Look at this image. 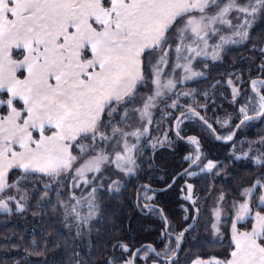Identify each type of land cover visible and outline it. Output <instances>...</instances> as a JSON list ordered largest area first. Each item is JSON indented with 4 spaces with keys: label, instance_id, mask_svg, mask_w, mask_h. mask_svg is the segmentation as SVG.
Returning <instances> with one entry per match:
<instances>
[{
    "label": "trees",
    "instance_id": "trees-1",
    "mask_svg": "<svg viewBox=\"0 0 264 264\" xmlns=\"http://www.w3.org/2000/svg\"><path fill=\"white\" fill-rule=\"evenodd\" d=\"M174 33L166 34L168 40ZM208 74L206 79L180 87L166 101L167 118L157 116V122H162L159 133L171 130L172 142L145 148L136 173L117 192L101 193L96 217L75 224L74 229L67 223L66 204L72 190L66 176L12 170L7 178L10 186L0 192V201L10 206L8 213L0 212V264H190L211 257L227 261L234 249L231 227L239 206L249 197L247 190H253L252 210L264 214L258 204L264 193V154L244 155L248 151L244 146L237 153L245 156L240 160L230 153L241 138L259 141L264 137V116L241 125L231 142H221L245 119L241 108L247 101L258 100L251 83L264 81V11L248 41L227 49L221 61L211 63ZM181 91L194 92L196 99H182L188 108L174 110L172 104L178 102ZM5 112L4 108L2 115ZM193 112L197 118L182 121L178 137L176 121ZM228 118V127L220 125ZM189 137L196 139L202 157L171 189L162 192L195 161L196 148L183 141ZM78 140L71 146L73 156L79 151L75 144L83 138ZM209 163L214 167L208 169ZM185 183L191 185L190 193ZM215 191L224 196L229 209L227 220L220 223L221 240L203 238L204 224L200 223V209ZM252 223L249 218L237 228L250 231ZM149 247L155 252L143 260ZM168 252L177 256L166 261L162 255Z\"/></svg>",
    "mask_w": 264,
    "mask_h": 264
},
{
    "label": "snow or ice",
    "instance_id": "snow-or-ice-1",
    "mask_svg": "<svg viewBox=\"0 0 264 264\" xmlns=\"http://www.w3.org/2000/svg\"><path fill=\"white\" fill-rule=\"evenodd\" d=\"M221 3L223 0H0V93L7 95V99H0V106L8 109L6 116H0V136L3 137L0 192L10 186L3 170L4 159L9 155L15 166L25 172L33 170L58 175L70 169L76 157L68 153L65 141L80 134L87 137L88 133H92L91 139L95 140L105 109L108 108L110 115L113 102L119 103L131 95L138 82H147L144 61L150 62L156 50L167 43V33L178 32L182 39L183 33L190 28L199 36L200 22L205 19L209 22L219 19L230 25V21L223 19L230 11L248 16L264 11V0H256L255 4L251 0L247 3L227 0L223 6ZM194 9L200 13L219 11L212 16L202 15L197 22L189 16ZM186 16L189 18L185 20ZM93 23L98 27H93ZM180 23L184 24L183 28L174 26ZM245 23L249 22L245 20ZM236 34L247 38L246 32ZM12 47L23 49L26 54L14 60ZM85 49L90 50V59L82 56ZM180 51L177 47L176 52ZM166 56L167 53L148 68L150 74L159 76L158 66L166 62ZM96 68L99 70L89 71ZM152 68L156 69L154 73ZM19 70L23 71L17 76ZM185 71L190 69L186 67ZM154 83L159 86L158 79ZM257 84L264 86V81H253V90ZM167 86L174 85L169 81ZM233 93L236 94V89ZM155 95L159 96L160 92ZM153 99L152 96L147 98L144 114ZM258 99V115L264 116V95H259ZM16 100L23 102L22 108H17ZM193 115L198 114L193 112ZM250 119L253 117L245 116V120ZM46 127L57 131L45 136ZM33 130L39 131L38 139L33 138ZM119 131L113 129L114 134ZM101 139L108 137L101 134ZM10 143L18 144L22 151H12ZM122 158L117 156L118 160ZM208 167L214 165L209 163ZM96 170L99 171L98 165ZM76 175L82 176L83 169H77ZM247 191L250 193L251 189ZM95 192L93 189V194ZM260 200L264 202V196ZM0 207L6 209L7 204L0 201ZM241 211L247 214L248 205L242 204ZM237 219L243 216L238 215ZM255 219L257 227H253L251 233H241L239 239L233 237L236 250L227 264H264V241L256 243L258 237L264 236V215L257 212ZM196 264L205 262L197 261ZM207 264L220 262L208 261Z\"/></svg>",
    "mask_w": 264,
    "mask_h": 264
},
{
    "label": "rangeland",
    "instance_id": "rangeland-1",
    "mask_svg": "<svg viewBox=\"0 0 264 264\" xmlns=\"http://www.w3.org/2000/svg\"><path fill=\"white\" fill-rule=\"evenodd\" d=\"M238 2L244 3L240 0H238ZM251 2L255 4L256 0H251ZM249 10H251V8ZM217 11H219V9L213 11L206 10L205 13H200L196 10L191 12L189 16L194 18L197 22H200V17L202 15L212 16L215 15ZM262 12L263 11H257L254 16H248L245 13L230 11L223 17L224 20L231 22L230 25L221 23L219 19L213 22H209L205 19L203 22H200L201 30L199 36L193 33L190 28L183 33L182 39L180 33L175 32L171 36V39L161 48L157 49L155 54L150 57V62L149 60L144 61V76L147 82L143 84L138 82L136 90L131 95L124 97L119 103L113 102L111 105L113 111L110 115L108 114V108L105 109L98 125L95 140L91 139L92 133H89L87 137L83 135L82 142L80 144H75L79 151L78 155L74 156L76 160L73 162L72 167L62 171L60 174L66 176L72 190L70 202L66 204L67 223L71 229H74L73 226L83 220L89 221L96 217V210L101 202V193L117 192L123 186L125 179L136 173L143 163L142 154L146 151L145 148L155 147L159 143L172 142V131L168 130L163 134L159 133L162 122H157V116H164L166 118L169 116V113L166 114L165 112L166 107H168L166 101L172 97L176 91L178 92L180 87L206 79L209 75L208 69L211 63L214 64L221 61L227 49L245 44ZM189 16H186L185 20L189 18ZM237 17H239V19H237ZM245 20L249 23L246 24ZM238 24L243 25V27H237ZM205 25L207 26L205 27ZM183 27L184 24L181 23L178 28ZM214 32L215 34H213ZM237 32H246L247 38H242V36L236 34ZM221 37L224 39L221 40ZM216 45H220V47L217 48ZM177 47L181 49L179 53L176 52ZM165 53H167L165 57L166 62H162L158 66L159 76L157 77L154 74H150L148 68L151 65H156L157 61L161 56H164ZM12 59L14 58L12 57ZM176 65L180 66L177 67ZM186 67L189 68L190 71H185ZM20 71L23 70H19L17 76L20 75ZM155 71L156 69L152 68V72L154 73ZM192 73H200L201 75L194 76ZM156 79L159 80V86L154 83ZM169 81H172L173 87L167 86ZM263 89L264 86L257 84L256 90L262 91ZM157 91L160 92L159 96L155 95ZM179 94L178 102L172 104L174 110L179 107H182V109L185 108V103L182 102V99L187 98L191 102L196 99L194 92L181 91ZM149 96L154 97V99L151 101V106L148 108L147 114H144V103ZM257 97H259V95H257ZM0 99H7V95L5 93H0ZM14 104L16 106L19 104L22 106L23 103L16 100ZM4 108L8 110L6 106H0V115H2V110ZM243 109L244 111H241L242 117L258 114V112H260L259 99L248 100ZM192 118H197V115L190 113L188 116L178 119L176 123L177 130H179L182 121L185 122ZM220 125L228 127L230 125V119H225L223 122L220 121ZM113 129H120V131L114 134ZM134 132L139 133V135H132L131 133ZM101 134L107 136L108 139L102 140ZM229 136L232 137L230 133L226 134L224 139L230 140L227 138ZM259 141H248L245 138L239 139L231 148V156L233 155V157L240 160L243 155H241L242 153H237L242 150L243 146L247 147L249 151H246L244 155H248L249 153L252 155L256 152H258L257 155L259 156L262 153L264 154V137ZM118 155L123 158L118 160ZM98 157L104 158L97 159ZM187 158L191 159L192 155H189ZM197 158L198 154L195 156V159ZM89 161L92 163L89 164ZM97 165L99 166V171L96 170ZM89 168H91V170H89ZM207 168L209 169L208 165ZM77 169H83L82 176L78 177L76 175ZM204 169H206V167ZM197 173L198 172L192 173L190 176H194ZM60 175L58 174L56 176L59 177ZM85 181H87V183H85ZM185 186L189 190V184L185 183ZM93 189H96L94 194ZM190 191L191 189L189 193ZM252 192L253 190H251L249 196ZM189 197L191 198V195H189ZM209 197L208 202L200 209V214L203 216V221L201 220L200 223L204 224L203 238L221 240L223 237V226H220V223H224L227 220L229 209L226 207L225 198L221 193L215 191ZM3 203L7 204L6 202ZM93 204L95 207L90 208V205ZM245 204L248 205L250 211L248 215H246L240 208L237 217L238 215H242L243 219H237L236 217V222L243 223L250 216L249 214L252 212V208L248 201ZM258 204L259 206H264V202H261V200H259ZM9 211L10 206L8 204L6 209L0 207L1 213H8ZM197 212H199L198 209H196V213ZM256 213L257 212L254 214L255 217ZM194 225H196V222ZM254 227H257V221ZM178 248L179 247H176L175 249ZM154 252V249L149 247L147 254H144L142 259L145 260L148 254ZM136 255L137 252H135V257ZM171 256L172 254L170 255V252L162 255V257L168 259L172 258Z\"/></svg>",
    "mask_w": 264,
    "mask_h": 264
},
{
    "label": "crops",
    "instance_id": "crops-1",
    "mask_svg": "<svg viewBox=\"0 0 264 264\" xmlns=\"http://www.w3.org/2000/svg\"><path fill=\"white\" fill-rule=\"evenodd\" d=\"M194 11H196V10H195V9L192 10V12H194ZM9 17L12 18L11 16H9ZM93 27H98V25H96L95 23H93ZM10 51H11V56H12L15 60H17V59H22V58H23V55L26 54V53H24L23 49H17V48H15V47H12ZM146 52H147V50H146ZM82 56H84L85 58L90 59V58H91L90 50H88V49L83 50V52H82ZM98 70H99L98 68H96V69H89V71H98ZM26 74H27V73H26ZM26 74H25V75H26ZM53 82H54V81H53ZM21 102H22V101H21ZM22 103H23V102H22ZM22 107H23V104H22V106H20V104L17 106L18 109H19V108H22ZM0 110H1V109H0ZM7 113H8V110H6V113H5V114L0 115V116H6ZM56 131H57V130H56L55 128H51V129H49V128L46 127V130H45V132H44V135H45V136H49V135H52V134H53L54 132H56ZM88 134H89V133H88ZM39 135H40V133H39L38 130H33V138H34V139H38V138H39ZM83 135H84V134H80V135H77L75 139L65 141V143L68 145V148H67L68 153L71 154V146H72V144H73L74 142H76V141H77L80 137H82ZM2 143H3V137L0 136V144H2ZM9 147L11 148L12 151H15V152H20V151H22V149H20L19 145L16 144V143H10V144H9ZM32 147H35V146L32 145ZM3 163H4L3 170H4L5 174H6V178H8V175H9V173H10L12 170L19 169V170L24 171V169H22V168H18V167L15 166V161H13V160L11 159V156H10V155L4 159V162H3ZM9 163L12 164V167H8V164H9ZM34 167H36L35 164H34ZM29 171H32V172H39V173H45V172L33 171V170H29ZM252 194H253V192H252ZM252 194H250V196L248 197V199H247L243 204H245L247 201H248V202L250 201V198H251ZM262 196H264V193L262 194ZM249 204H250V202H249ZM241 205H242V204H241ZM241 205H240L239 208H238L237 214H238V212H239V210H240V208H241ZM250 206H251V205H250ZM262 207H264V206H262ZM251 208H252V207H251ZM249 210H250V209H249ZM248 213H249V212H248ZM248 213H247L246 215H248ZM254 214H255V212L252 210V212H250V214H249L250 216L247 218V220H248L249 218H252V219H253L252 228H251L250 231L239 230V229L237 228V225L239 224V222H236V218H235L234 222H236V223L233 222L232 227H231L232 243H233V246H234L233 251L236 250V241L233 239V237L235 236V237H237V239H239V236H240L241 233H251L253 227L255 226V222H256V219L254 218V217H255ZM260 214H261V215H264V214H262V213H260ZM236 217H237V216H236ZM247 220H246V221H247ZM246 221H245V222H246ZM243 223H244V222H243ZM233 225H235V229L233 228ZM262 241H264V236H260V237H258V238L256 239V243H257V244H261ZM262 246H264V245H262ZM233 251H232V252H233ZM232 252H231V253H232ZM231 259H232V257L230 256V258H229L227 261H229V260H231ZM197 261H203V262H205V264H207L208 261H219L220 264H227V261H224V260H222V259H220V258H216V257H211V258H208V259H195V260H193L190 264H196Z\"/></svg>",
    "mask_w": 264,
    "mask_h": 264
},
{
    "label": "water",
    "instance_id": "water-1",
    "mask_svg": "<svg viewBox=\"0 0 264 264\" xmlns=\"http://www.w3.org/2000/svg\"><path fill=\"white\" fill-rule=\"evenodd\" d=\"M256 81H263V80H256ZM251 87H252V83H251ZM252 89H253V87H252ZM253 91H255V93H256L257 95H262L261 92L258 91V90H256V89L253 90ZM249 117H253V119H258V118H262L263 116H260V115H258V114H255V115H252V116H249ZM180 118H181V117H180ZM180 118H178V119H180ZM253 119H250V120H245V119H243V120H242L243 123L240 122V123L237 125V127L235 128L234 133H233L231 139H230V140L221 139V142H223V143L231 142V141L235 138V136H236V134H237V132H238L240 126L243 125L244 123H247V122L253 120ZM177 122H178V120L176 121V123H177ZM176 123H175V125H174V129H175L176 134H177L178 137H179ZM183 141L186 142V143H190L191 145H193V146L196 148V150H197V152H198V158L195 159V161H194L190 166H188L187 168H185L184 170H182L181 172H179V173L174 177V179H173V181L171 182V184H170L169 186H167L166 188H164V189L161 190L162 192L171 189V188L176 184V182L178 181V179H179L180 177H182L183 175L187 174V173H188V172H189V171H190V170H191V169H192V168L198 163V161H199L200 158L202 157V152H201L200 147H199L198 144H197L196 139H194L193 137H189V138L183 139ZM166 226H168V223H167V222H166ZM138 251H139V250H137L136 252H138ZM179 251H180V242H179V248H178L177 254L179 253ZM177 254L174 255V256H173L172 258H170V259H168V258H164V257H162V258H163L164 260H166V261H171L173 258H175V257L177 256ZM134 259H135V253H134V255H133V259H132L133 262H134Z\"/></svg>",
    "mask_w": 264,
    "mask_h": 264
}]
</instances>
